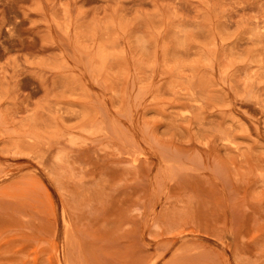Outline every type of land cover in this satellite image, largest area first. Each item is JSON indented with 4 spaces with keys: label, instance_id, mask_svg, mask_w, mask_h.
I'll return each mask as SVG.
<instances>
[{
    "label": "rangeland",
    "instance_id": "1",
    "mask_svg": "<svg viewBox=\"0 0 264 264\" xmlns=\"http://www.w3.org/2000/svg\"><path fill=\"white\" fill-rule=\"evenodd\" d=\"M0 264H264V0H0Z\"/></svg>",
    "mask_w": 264,
    "mask_h": 264
}]
</instances>
